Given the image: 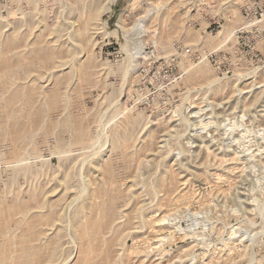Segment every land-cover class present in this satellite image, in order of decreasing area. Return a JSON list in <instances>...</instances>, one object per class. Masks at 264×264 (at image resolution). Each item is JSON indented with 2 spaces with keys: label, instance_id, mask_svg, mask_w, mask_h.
<instances>
[{
  "label": "rangeland",
  "instance_id": "obj_1",
  "mask_svg": "<svg viewBox=\"0 0 264 264\" xmlns=\"http://www.w3.org/2000/svg\"><path fill=\"white\" fill-rule=\"evenodd\" d=\"M2 222L0 264H264V0H0Z\"/></svg>",
  "mask_w": 264,
  "mask_h": 264
},
{
  "label": "bare ground",
  "instance_id": "obj_2",
  "mask_svg": "<svg viewBox=\"0 0 264 264\" xmlns=\"http://www.w3.org/2000/svg\"><path fill=\"white\" fill-rule=\"evenodd\" d=\"M3 65H4V70H5V71H6V69H9L10 67H11L10 69H12V67H13V66H11L10 62H8V61H5ZM17 93H18V91H17ZM14 94H16V93H14ZM12 95H13V94H12ZM12 95H11V97H12ZM13 96H14V95H13ZM14 97H16V96H14ZM9 98H10V97H9ZM11 99L13 100V97H12ZM8 114H10V113H8ZM14 116H15V115H14ZM18 118H19V117H18ZM35 118L38 119L37 116H36ZM14 119H15V118H14ZM13 122H15V121H13ZM35 122H36V119H35ZM23 124H24V123H22V124L19 123L20 126L23 125ZM30 124H31V123H30ZM30 124H29V125H30ZM33 124H34V123H33ZM23 126H24V125H23ZM25 126H26V125H25ZM78 137H79V136H77V138H78ZM80 138H81V137H80ZM82 139H83V138H82ZM108 170H109V169H108ZM109 171H111V170H109ZM112 171H113V170H112ZM108 173H109V175H110L111 172H108ZM107 175H108V174H107ZM109 175H108V176H109ZM108 176H107V177H108ZM110 176H111V175H110ZM113 176H114V175H113ZM112 180H113V179H112ZM112 180H109V181L112 182ZM100 192H101V191H100ZM100 192H99V193H100ZM99 193H98V194H99ZM98 194H96V195H97V196H100V195L103 194V193H101L100 195H98ZM115 198H118V196L115 197ZM108 199H109V198H108ZM110 199H111V198H110ZM113 199H114V198H113ZM105 200H106V199H105ZM117 200H118V199H117ZM112 201H114V200H111V202H112ZM115 201H116V200H115ZM108 202H109V201H107L106 204H107ZM103 203H104V202H103ZM112 203H114V202H112ZM116 203H117V202H116ZM110 204H111V203H110ZM114 204H115V203H114ZM114 204H113V205H114ZM107 205H108V204H107ZM9 206H10V205H9ZM12 206H13V205H12ZM12 206H11V207H12ZM101 206H102V205L100 204V207H101ZM111 206H112V205H109V207L106 206V208H107L108 211H107L106 213L104 212L105 214L108 215L109 213H112V210H110V209L112 208ZM114 206H115V205H114ZM11 207H10L9 209H6V212H7L9 215H12V214H10V213L14 212V211H12V210H11V212H10ZM14 207H15V206H13V208H14ZM110 207H111V208H110ZM20 208H21V207H20ZM20 208L18 207V209H20ZM101 208H102V207H101ZM101 208H100L99 210H101ZM103 208H104V207H103ZM108 208H110V209H108ZM113 208H115V207H113ZM4 209H5V208H4ZM4 209H3V210H4ZM15 209H16V207H15ZM8 210H9V211H8ZM20 210H22V209H20ZM113 210H114V209H113ZM15 211H16V210H15ZM101 211L103 212V210H101ZM101 211H100V213H102ZM110 211H111V212H110ZM4 212H5V210L3 211L2 214H5ZM114 213H115V212H114ZM4 216H6V215H4ZM4 216H1V217L3 218ZM7 216H8V215H7ZM7 216H6V217H7ZM101 216L103 217L104 215L101 214ZM112 216H113V213H112ZM9 217H10V216H9ZM9 217H8V218H9ZM106 217H111V216H110V214H109L108 216H105L104 220L106 219ZM2 218H1V219H2ZM98 218H99V217H98ZM3 219H4V218H3ZM93 219H96V220H97V218H93ZM99 219H100V218H99ZM91 220H92V219H91ZM96 220H95V221H96ZM101 220H102V219H101ZM107 220H109V218H108ZM95 221L93 220V222L96 224ZM99 221H100V220H99ZM108 222H109V221H108ZM89 223H91V222H89ZM89 223H88V225H89ZM99 223H104V221H103V222H102V221L98 222V224H97L98 226H99ZM105 223H106V222H105ZM105 223H104V224H105ZM95 224H93V226H95L94 229L97 230L98 227L96 228V225H95ZM91 225H92V224H91ZM102 225H103V224H102ZM107 225H109V224L107 223ZM2 226H3V222H2V224H1V226H0V228H1ZM93 226H91L92 229H93ZM100 226H101V224H100ZM91 227H90V228H87V230L91 229ZM84 228H85V227H84ZM84 228H83V229H84ZM99 228H101V227H99ZM99 228H98V229H99ZM2 229H3V228H2ZM79 229H80V232H82L83 229H81V228H79ZM85 230H86V229H85ZM0 231H1V230H0ZM93 231H94V230H93ZM77 232H79V230H78ZM90 232H91V233H90L91 235H92V234L95 235V233H94L95 231L92 232V230H90ZM84 233L86 234L87 231H84V230H83V233H82V234H84ZM88 233H89V231H88ZM98 233H99V232H97V234H98ZM85 234H84L83 236H85ZM90 234H89V237H88V235H86V237H88V239H89V240H86V241H88V244H89V242H90L91 244H93L94 242L92 243V241H93V237H94V235H93V237H92V236H90ZM97 234L95 235V237L97 236ZM79 235H80V234H79ZM98 235H99V234H98ZM86 237H84V239H85ZM79 238H80V236H79ZM81 239H82V238H81ZM96 239H97V238H96ZM94 240H95V239H94ZM95 241H96L95 243H97V244L100 243V241H98V240H95ZM97 241H98V242H97ZM86 243H87V242H86ZM109 243H110V245H111V242H109ZM88 244H87V245H88ZM93 245H94V244H93ZM107 245H108V244H107ZM110 245H109V246H110ZM83 246H84V245H83ZM94 246H97V245H94ZM88 247H89V245H88ZM90 247H92V246H90ZM90 247H89V248H90ZM1 248H2V247H1ZM4 248H5V247L2 248L3 251H4V252H7V250L5 251ZM84 248H85V247H84ZM94 248H95V247H94ZM108 248H109V247H108ZM86 249H87V248H86ZM92 249H93V248H92ZM92 249H91V250H92ZM24 251L26 252L25 249H24ZM84 251H85V249H84ZM92 251H94V249H93ZM94 252H95V251H94ZM104 252H106V251L104 250ZM0 253H1V252H0ZM2 254H3V253H2ZM23 254L25 255V254H27V252H26V253H23V250H22V257H23V259H24V258H26V257H24ZM105 254H106V253H105ZM3 255H5V256H4V257H3L2 255H1L2 257L0 256V258H1V261H0V262H2L3 259H4V261H5V257H6L7 255H6V253L3 254ZM27 257H28V256H27ZM2 258H3V259H2ZM7 258H8V257H6V259H7ZM20 259H21V258H20ZM21 260H22V259H21ZM27 260H28V258H27ZM29 260H30V258H29ZM31 260H32V257H31ZM33 260H35L34 257H33ZM23 261H24V260H23ZM23 261H22V262H23ZM81 261L83 262V264H84V263L87 264V262H86L85 259H82ZM19 262H20V260H19ZM22 262H20V263H22ZM26 262H27V261H26ZM26 262H24V263L26 264ZM30 262H31V261H30ZM33 262H34V261H33ZM24 263H23V264H24ZM28 264H29V263H28Z\"/></svg>",
  "mask_w": 264,
  "mask_h": 264
}]
</instances>
